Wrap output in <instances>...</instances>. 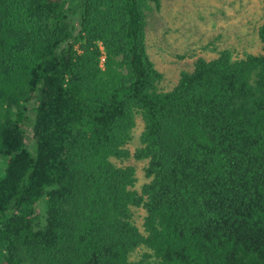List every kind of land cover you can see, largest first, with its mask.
Here are the masks:
<instances>
[{"label": "trees", "instance_id": "1", "mask_svg": "<svg viewBox=\"0 0 264 264\" xmlns=\"http://www.w3.org/2000/svg\"><path fill=\"white\" fill-rule=\"evenodd\" d=\"M151 3L0 0V264H264V54L156 94Z\"/></svg>", "mask_w": 264, "mask_h": 264}, {"label": "rangeland", "instance_id": "2", "mask_svg": "<svg viewBox=\"0 0 264 264\" xmlns=\"http://www.w3.org/2000/svg\"><path fill=\"white\" fill-rule=\"evenodd\" d=\"M263 21L264 0H158V4H148L144 48L159 75L153 78L155 93L172 92L183 74L193 73L199 59L211 62L226 53L231 62H237L264 54L258 35ZM98 47L99 66L103 69L106 56L102 45ZM76 50L79 55L83 52L79 45ZM134 122L131 140L125 145L131 156L141 146L144 130L140 115H134ZM114 164L134 168L137 181L132 189L136 193L140 194L141 187L149 183L144 172L147 160L129 158ZM131 215L133 224L141 231L146 212L131 207ZM147 252L139 247L129 254V260L137 261Z\"/></svg>", "mask_w": 264, "mask_h": 264}]
</instances>
